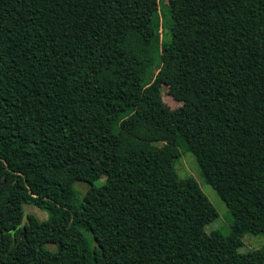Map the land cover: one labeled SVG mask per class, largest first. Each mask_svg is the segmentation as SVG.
<instances>
[{
	"label": "trees",
	"instance_id": "obj_1",
	"mask_svg": "<svg viewBox=\"0 0 264 264\" xmlns=\"http://www.w3.org/2000/svg\"><path fill=\"white\" fill-rule=\"evenodd\" d=\"M168 5L0 0V264H264V0Z\"/></svg>",
	"mask_w": 264,
	"mask_h": 264
},
{
	"label": "rangeland",
	"instance_id": "obj_2",
	"mask_svg": "<svg viewBox=\"0 0 264 264\" xmlns=\"http://www.w3.org/2000/svg\"><path fill=\"white\" fill-rule=\"evenodd\" d=\"M158 14L164 19L166 27L171 25L172 21L169 14L168 0H155ZM168 31V29H167ZM167 31L162 32V39L167 38ZM162 98L164 103L171 110L180 108L186 109L188 106L184 103L173 100L167 88L162 89ZM175 169L180 177H192L200 186L202 192L208 198L217 213V219L206 227L208 232L213 229H219L222 233H227L232 225V219L228 213L225 203L218 197L215 191L204 181L200 174L199 167L190 153L180 152V157L174 163ZM86 189L79 185V189ZM28 212L35 214L40 219H46L45 213L35 208H27ZM243 246L238 250L239 253H246L248 250L259 249L264 246L263 236L245 235L242 238Z\"/></svg>",
	"mask_w": 264,
	"mask_h": 264
},
{
	"label": "flooded vegetation",
	"instance_id": "obj_3",
	"mask_svg": "<svg viewBox=\"0 0 264 264\" xmlns=\"http://www.w3.org/2000/svg\"><path fill=\"white\" fill-rule=\"evenodd\" d=\"M29 213V212H28ZM27 221L26 217L23 218L22 222H21V225L24 224V222ZM28 222V221H27Z\"/></svg>",
	"mask_w": 264,
	"mask_h": 264
},
{
	"label": "water",
	"instance_id": "obj_4",
	"mask_svg": "<svg viewBox=\"0 0 264 264\" xmlns=\"http://www.w3.org/2000/svg\"><path fill=\"white\" fill-rule=\"evenodd\" d=\"M24 233H25V232L23 231L22 235H24Z\"/></svg>",
	"mask_w": 264,
	"mask_h": 264
}]
</instances>
